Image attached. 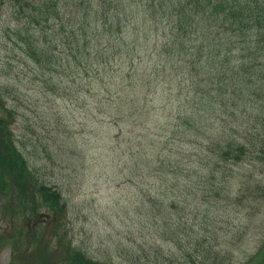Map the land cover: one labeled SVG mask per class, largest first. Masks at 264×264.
<instances>
[{"label":"rangeland","instance_id":"374dc122","mask_svg":"<svg viewBox=\"0 0 264 264\" xmlns=\"http://www.w3.org/2000/svg\"><path fill=\"white\" fill-rule=\"evenodd\" d=\"M73 1L60 0L66 22ZM136 20L144 41L132 64L120 52L106 73L88 66L74 80L56 66L47 88L14 42L20 20L0 4V87L14 111L13 140L34 184L54 186L66 206L56 223L42 217L49 231L50 220L61 229L50 241L108 264H198L206 255V264H264V47L231 77V92L203 62L194 75L178 55L159 62L163 22ZM195 91L210 107L199 94L194 102ZM197 118L210 128H193ZM231 142L244 147L243 159L219 160L214 150ZM169 202L177 210H165ZM15 219L0 207V264H35L26 244L15 252Z\"/></svg>","mask_w":264,"mask_h":264},{"label":"trees","instance_id":"16d2710c","mask_svg":"<svg viewBox=\"0 0 264 264\" xmlns=\"http://www.w3.org/2000/svg\"><path fill=\"white\" fill-rule=\"evenodd\" d=\"M73 2V15L66 22V16L60 11V0H0V4L9 5L11 15L20 20L19 26L14 27V35L16 37L20 34V42L16 39L14 42L34 65L32 72L35 78L47 77L43 78L47 88L48 82L57 74L54 71L56 66H65L68 71L62 70L63 73L71 74V79L74 80L75 74L81 69L85 70L89 66V69L97 68V71L99 69L106 73L104 66L115 60L120 52H128L131 56V52L139 46L143 49L144 40L138 41L140 33L136 17L139 14L143 23L150 21L156 25L163 22L160 27L166 32H160L168 40L165 48L157 50L160 57L156 58L159 62L165 56L170 63H174L178 55L177 60L184 61L185 66L186 63L189 64L188 71L193 75L203 62L208 76L213 73L218 75L219 80L230 85L231 92L234 86L231 77H238L239 70H250L247 62L251 57L254 60L261 55L264 47V0H141L140 6L137 0ZM134 6L137 12L131 14L129 10ZM149 30L147 28L145 34ZM67 34L72 35L74 40L68 42L65 37ZM129 35L134 37L133 40ZM127 38L129 41H126ZM58 41L60 44H57ZM63 43H66L65 47L57 48ZM122 47H126V50H122ZM182 52L196 55L193 60L183 59ZM132 58L133 56L130 57V64ZM63 62L66 64L63 65ZM30 63L27 62V65H31ZM134 72H128V78L129 75L134 76ZM98 77L99 74L96 76L97 80ZM102 78L99 82L103 81ZM0 88V207L14 223L15 217L21 219L19 227H12L13 231H17V240L21 242L14 241L15 252L26 244L31 257L29 261L35 264H108L87 258L70 241L59 237L54 244L50 241L51 235L58 236L61 229H57V225L53 227L50 220L49 231V224H43L46 219L42 217L51 216L56 223L66 206L61 202V195L54 186L44 182L34 184L27 162L16 149L13 140L11 124L14 111L5 105V95L8 93H2L7 85ZM227 89L226 87L224 90L225 94ZM198 94L204 107H210L201 98L203 94L200 91L194 92V102ZM200 126L210 128V122L202 124L197 118L193 128ZM209 136L210 134L208 139ZM214 153L219 160L235 163L245 155L244 147L234 142L220 143ZM164 209L175 211L177 206L169 202ZM14 256L18 259L16 253ZM206 256L198 264H206ZM190 259L191 264H197L193 257Z\"/></svg>","mask_w":264,"mask_h":264}]
</instances>
